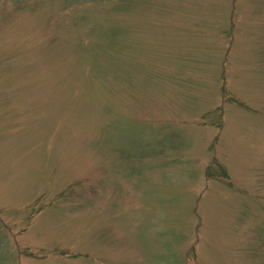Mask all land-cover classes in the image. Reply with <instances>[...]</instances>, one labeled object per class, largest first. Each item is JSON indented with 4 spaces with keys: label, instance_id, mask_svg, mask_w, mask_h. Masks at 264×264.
Instances as JSON below:
<instances>
[{
    "label": "rangeland",
    "instance_id": "1",
    "mask_svg": "<svg viewBox=\"0 0 264 264\" xmlns=\"http://www.w3.org/2000/svg\"><path fill=\"white\" fill-rule=\"evenodd\" d=\"M0 264H264V0H0Z\"/></svg>",
    "mask_w": 264,
    "mask_h": 264
}]
</instances>
